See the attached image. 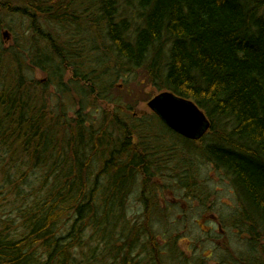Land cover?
<instances>
[{
	"label": "trees",
	"instance_id": "obj_1",
	"mask_svg": "<svg viewBox=\"0 0 264 264\" xmlns=\"http://www.w3.org/2000/svg\"><path fill=\"white\" fill-rule=\"evenodd\" d=\"M133 71L194 103L205 135L136 112ZM196 152L247 236L216 264H264V0H0V264H162L158 181L196 197ZM170 240L175 264H204Z\"/></svg>",
	"mask_w": 264,
	"mask_h": 264
},
{
	"label": "rangeland",
	"instance_id": "obj_2",
	"mask_svg": "<svg viewBox=\"0 0 264 264\" xmlns=\"http://www.w3.org/2000/svg\"><path fill=\"white\" fill-rule=\"evenodd\" d=\"M18 26L19 23L14 27ZM130 74L133 78L137 77L136 80L141 82L142 87L134 98L135 110L146 113L150 111L146 103L156 94L138 72ZM34 77L42 78L37 72ZM121 84V80L118 81V85ZM135 87L139 88L133 82L129 83L130 91H134ZM187 159L197 180L202 184L201 189L195 192L196 197H187L191 194L181 188L180 183H185L184 181L167 174L161 175L158 181V185L160 188L164 187V190H160L159 208L153 215L152 225L157 235L164 234L167 238L164 244L159 243L160 259L162 264H175L170 250L172 241H169L174 238L177 248L188 258L199 256L204 259V264H216L226 254V246L235 254L248 246L247 236L229 224L239 205L236 190L226 174L205 162L200 153L187 155ZM140 210L137 194H134L129 199L128 218L135 220Z\"/></svg>",
	"mask_w": 264,
	"mask_h": 264
},
{
	"label": "water",
	"instance_id": "obj_3",
	"mask_svg": "<svg viewBox=\"0 0 264 264\" xmlns=\"http://www.w3.org/2000/svg\"><path fill=\"white\" fill-rule=\"evenodd\" d=\"M2 37L9 39L7 32ZM146 106L170 130L187 140H197L209 129L208 119L194 103L176 99L170 93L155 95Z\"/></svg>",
	"mask_w": 264,
	"mask_h": 264
}]
</instances>
